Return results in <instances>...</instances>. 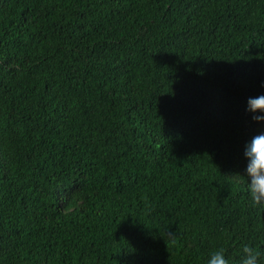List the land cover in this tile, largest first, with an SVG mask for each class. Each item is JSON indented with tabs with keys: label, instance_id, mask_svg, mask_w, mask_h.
Masks as SVG:
<instances>
[{
	"label": "trees",
	"instance_id": "16d2710c",
	"mask_svg": "<svg viewBox=\"0 0 264 264\" xmlns=\"http://www.w3.org/2000/svg\"><path fill=\"white\" fill-rule=\"evenodd\" d=\"M260 95L264 0H0V264H264Z\"/></svg>",
	"mask_w": 264,
	"mask_h": 264
},
{
	"label": "clouds",
	"instance_id": "9594fccd",
	"mask_svg": "<svg viewBox=\"0 0 264 264\" xmlns=\"http://www.w3.org/2000/svg\"><path fill=\"white\" fill-rule=\"evenodd\" d=\"M247 111L251 114L254 123L264 127V95L258 98H249ZM245 158L248 161L245 175H238L246 181V190L251 203L256 207H264V130L258 132L250 142L245 145ZM171 242L174 236L169 233ZM242 264H260L261 252L251 246L245 245L242 249ZM207 264H229L225 250L220 248L211 253Z\"/></svg>",
	"mask_w": 264,
	"mask_h": 264
}]
</instances>
